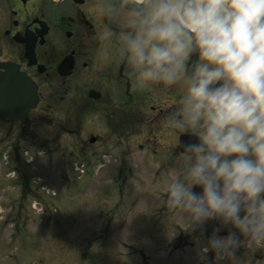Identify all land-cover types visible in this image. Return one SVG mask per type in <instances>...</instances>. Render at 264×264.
I'll list each match as a JSON object with an SVG mask.
<instances>
[{
  "label": "rangeland",
  "instance_id": "374dc122",
  "mask_svg": "<svg viewBox=\"0 0 264 264\" xmlns=\"http://www.w3.org/2000/svg\"><path fill=\"white\" fill-rule=\"evenodd\" d=\"M52 109L0 119V264H228L197 253L231 226L185 229L165 204L163 177L180 165L174 130L127 124L121 107ZM235 255L264 264V248L242 244Z\"/></svg>",
  "mask_w": 264,
  "mask_h": 264
},
{
  "label": "clouds",
  "instance_id": "9594fccd",
  "mask_svg": "<svg viewBox=\"0 0 264 264\" xmlns=\"http://www.w3.org/2000/svg\"><path fill=\"white\" fill-rule=\"evenodd\" d=\"M121 53L139 85L183 86L165 123L192 135L163 177L165 204L185 229L231 226L197 254L242 264V244L264 248V0H145Z\"/></svg>",
  "mask_w": 264,
  "mask_h": 264
},
{
  "label": "flooded vegetation",
  "instance_id": "af4514ba",
  "mask_svg": "<svg viewBox=\"0 0 264 264\" xmlns=\"http://www.w3.org/2000/svg\"><path fill=\"white\" fill-rule=\"evenodd\" d=\"M142 4L145 0H0V64L14 63L35 82L37 108L95 103L111 114L121 107L127 124L165 123L183 86L139 85L121 53V36ZM91 90L98 98L89 96ZM183 133L189 132H173L175 153Z\"/></svg>",
  "mask_w": 264,
  "mask_h": 264
},
{
  "label": "water",
  "instance_id": "95a60500",
  "mask_svg": "<svg viewBox=\"0 0 264 264\" xmlns=\"http://www.w3.org/2000/svg\"><path fill=\"white\" fill-rule=\"evenodd\" d=\"M89 96L98 98L99 93L91 90ZM39 101L38 88L33 80L21 72L14 63L0 64V118L6 120H27L30 111ZM191 133L180 136V142H187ZM95 135L90 142L96 141Z\"/></svg>",
  "mask_w": 264,
  "mask_h": 264
}]
</instances>
